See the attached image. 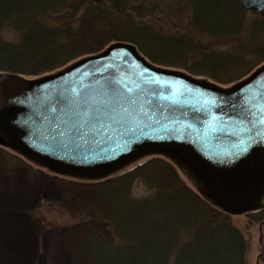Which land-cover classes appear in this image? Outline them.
<instances>
[{
  "label": "water",
  "instance_id": "obj_1",
  "mask_svg": "<svg viewBox=\"0 0 264 264\" xmlns=\"http://www.w3.org/2000/svg\"><path fill=\"white\" fill-rule=\"evenodd\" d=\"M241 5L264 14V0ZM0 144L88 179L164 155L210 204L247 213L264 197V63L220 86L117 40L39 77L1 72Z\"/></svg>",
  "mask_w": 264,
  "mask_h": 264
},
{
  "label": "trees",
  "instance_id": "obj_2",
  "mask_svg": "<svg viewBox=\"0 0 264 264\" xmlns=\"http://www.w3.org/2000/svg\"><path fill=\"white\" fill-rule=\"evenodd\" d=\"M188 2L196 29L232 39L237 50L208 51L192 35L155 29L142 19L157 13L150 0H0V72L42 75L96 53L114 40L135 43L156 64L221 82L241 79L264 60V16L241 39L246 10L240 0ZM11 30L20 33L19 39L5 37ZM191 58L196 59L189 63ZM246 59L249 67L242 68ZM222 73L228 75L226 80ZM137 177H144L155 192L119 203L115 239L103 229L89 235L92 264H248L249 242L231 214L188 186L170 160L151 156L122 174L94 183L119 178L124 189ZM246 215L262 222L259 261L264 263V197Z\"/></svg>",
  "mask_w": 264,
  "mask_h": 264
},
{
  "label": "rangeland",
  "instance_id": "obj_3",
  "mask_svg": "<svg viewBox=\"0 0 264 264\" xmlns=\"http://www.w3.org/2000/svg\"><path fill=\"white\" fill-rule=\"evenodd\" d=\"M150 2H153L152 8L155 7L157 13L142 19L154 24L155 29L177 36L192 35L195 40H200L208 51L220 52L228 49L230 53L237 50L236 42L232 39L215 38L195 28L188 0H150ZM262 16L264 14L246 10L239 37L241 36V39L246 37L253 22ZM19 36L20 33L14 30L5 33V37L11 40H17ZM133 44L152 62L135 43ZM195 59L191 58L188 62L192 63ZM248 60L243 62L242 68L249 67L250 60L249 62ZM263 63L264 60L254 66L250 72L242 74V79ZM159 66L178 69L220 86H230L241 80L239 78L233 82H221L208 76H198L186 69ZM226 74H221L224 80L227 79ZM151 156L159 155H145L134 159L113 172L111 176L122 174ZM173 164L186 184L196 189L190 179L192 176L189 173L185 174L174 162ZM117 181H120L119 178L110 183L96 185L94 183L96 181L88 178L61 174L41 167L13 149L0 145V193L6 191L13 193L19 186L26 184L34 195L32 202L24 206L14 202L0 205V260L8 259L6 258L8 256L9 264H92L94 252L89 240L90 234L97 229H103L104 234L107 236L109 234V237L113 236L115 239L114 228L117 224L119 203L124 199L127 202L128 199L147 198L155 192V188L144 177L134 178L131 183L127 182L124 189ZM9 215L16 216L19 223L14 222ZM231 216L233 223L241 229L249 242L248 264H256L262 251L260 242L262 222L249 220L246 213ZM104 224L110 229L109 233L104 229ZM0 264H4L3 261ZM259 264L264 263L260 261Z\"/></svg>",
  "mask_w": 264,
  "mask_h": 264
},
{
  "label": "crops",
  "instance_id": "obj_4",
  "mask_svg": "<svg viewBox=\"0 0 264 264\" xmlns=\"http://www.w3.org/2000/svg\"><path fill=\"white\" fill-rule=\"evenodd\" d=\"M34 198L33 192L31 189L27 187V185H21L16 189L15 192L11 193L10 191H6V193H0V205L6 204L9 202H14L17 205H27L31 203ZM12 217L14 222L19 223L18 218L14 215H9ZM1 218V216H0ZM17 218V219H16ZM5 250V249H4Z\"/></svg>",
  "mask_w": 264,
  "mask_h": 264
},
{
  "label": "bare ground",
  "instance_id": "obj_5",
  "mask_svg": "<svg viewBox=\"0 0 264 264\" xmlns=\"http://www.w3.org/2000/svg\"><path fill=\"white\" fill-rule=\"evenodd\" d=\"M6 258L9 259L8 256H6ZM8 259L2 258V259L0 260V263L3 261L4 264H9L10 260H8Z\"/></svg>",
  "mask_w": 264,
  "mask_h": 264
}]
</instances>
